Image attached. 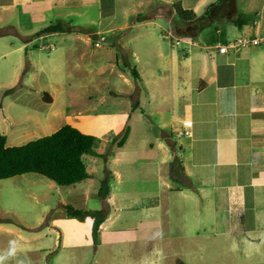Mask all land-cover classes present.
<instances>
[{
	"label": "crops",
	"instance_id": "obj_1",
	"mask_svg": "<svg viewBox=\"0 0 264 264\" xmlns=\"http://www.w3.org/2000/svg\"><path fill=\"white\" fill-rule=\"evenodd\" d=\"M120 1L0 0V26L13 25L22 33L0 37L6 40L0 41L1 51L8 43L12 46L2 56L18 54L12 58L13 65H8L16 77L27 64L22 55L25 49L62 33L39 36L31 42L24 38L57 21L93 30L87 25H101L108 18L113 25L110 30L116 34L148 29L142 43L153 47L150 59L158 64L148 76L140 73L144 102L143 90L138 87L139 105L131 111L124 150L135 149L130 143L138 109L144 113L148 106V123L150 113L158 114L161 133L155 139L145 136L136 147V151H147L145 159L137 155L125 162L124 173L112 170L110 196L103 199V209L109 214L100 225L93 262L191 264L199 260L206 264L204 254L213 244L209 231L220 238L234 237L233 244L238 250L240 244L243 261L248 262L264 243V45L226 54L216 45L264 33V0H231L212 25L191 35L182 32L183 28L177 31L175 7L201 16L219 0H124L127 5L122 8ZM158 7L169 9V16L134 22L139 14ZM120 15L124 22L117 25ZM236 15H243L247 24L236 26L232 21ZM73 19L79 23L74 24ZM211 27L215 29L209 33ZM172 28L175 34H171ZM158 30L168 33L161 37L171 41L172 49H165L157 40ZM173 38L181 43L176 45ZM124 40L125 55L131 61L132 52L138 59L145 48L131 49L134 40ZM86 192L87 203L90 194ZM39 218L40 222L45 219ZM76 222L91 226L92 233L84 239L96 243L94 219L78 218ZM79 234V229L61 230L52 238L51 231H27L1 221L0 264H51L52 260L69 264L68 258L83 263L82 252L78 254L83 242ZM53 242L59 251L54 257Z\"/></svg>",
	"mask_w": 264,
	"mask_h": 264
},
{
	"label": "rangeland",
	"instance_id": "obj_2",
	"mask_svg": "<svg viewBox=\"0 0 264 264\" xmlns=\"http://www.w3.org/2000/svg\"><path fill=\"white\" fill-rule=\"evenodd\" d=\"M120 2V8L127 5L124 0ZM120 16L116 20L117 25L124 22ZM73 23H79V20L73 19ZM109 23L110 19L105 18L101 25H87L93 29L88 34L62 33L36 41L37 46L32 45L22 53L27 64L17 77L8 65H13L12 58L15 59L18 54H13L12 58L1 55L12 47L10 43L0 50V134L8 137L9 146L27 144L70 124L97 137L96 151L111 152L108 162L101 157L86 155L84 160L92 174L91 180L72 186L58 185L36 173L0 179V218L9 220L7 223L19 225L27 231H51L52 238L61 230H80L78 239L83 242L78 254L82 252L83 263H72L68 258L69 264H94L98 243L85 241V235L92 233L91 226L76 224L78 218L71 217L65 206L72 205L82 210L103 209V198L98 190L105 168L124 173L125 162L137 155H144V159L148 156L146 150L136 151L144 137L155 139V135L161 133L158 114L150 113L151 123H148V106H145L144 113L138 109L139 113L133 116L134 132L130 145L135 149L124 150L123 146L118 145L119 139L131 125V111L135 112L133 106L140 98L138 89L141 88L144 93L142 102L145 97L144 87L123 65V56L127 53L124 39L130 37L134 40L133 45L129 44L131 49L145 48L138 59L130 53L131 62L139 73L148 76L158 63L150 59L153 47L142 43L147 28H132L116 34L110 30L113 25ZM214 29L211 27L209 33ZM177 31L180 32L179 29ZM163 32H156L160 36H156L157 40L165 49H172L171 41L161 37ZM170 32L175 34L174 28ZM93 34H98L99 38L96 39ZM164 34L168 35L166 32ZM86 191L90 194L87 203ZM40 216L45 217L41 222ZM209 233L213 234V244L204 254L206 264H264V243L260 244V253L253 252L248 262H244V252L240 244L237 245L239 250L236 249L234 237L220 238L212 231ZM67 248L70 249L69 246ZM57 249L53 242L52 257L59 252ZM51 264L60 263L52 260ZM191 264H199V260Z\"/></svg>",
	"mask_w": 264,
	"mask_h": 264
},
{
	"label": "trees",
	"instance_id": "obj_3",
	"mask_svg": "<svg viewBox=\"0 0 264 264\" xmlns=\"http://www.w3.org/2000/svg\"><path fill=\"white\" fill-rule=\"evenodd\" d=\"M230 1L219 0L218 3L208 7L205 14L201 16H198L193 10L176 6V14L174 16L176 28H183L185 30H182V32L190 35L191 33H198L199 30L212 25L220 17L219 14L226 5L231 4ZM166 9V7H158L148 14H139L134 22H145L167 17L169 16V11L166 12ZM232 21L238 27H243L247 24V20L243 15L234 16ZM189 27L192 28L189 29ZM193 29H195L194 32H192ZM90 32L92 30L89 28L72 26L60 20L24 39L27 42H31L34 38L52 33L88 34ZM6 35L22 36V33L13 25L0 26V37ZM122 62L124 67L131 72L135 80H139L140 73L137 67L133 66L128 56L124 55ZM46 96L49 97V95ZM138 105L139 102H136L133 109H137ZM129 134L130 128L128 127L118 141L119 147L124 145ZM168 143L171 147H174L171 140H168ZM97 145L98 139L95 135L84 133L70 124L64 125L50 135L43 136L21 146H9L8 137L0 134V179L4 180L24 174L36 173L61 186L76 185L91 177V173L88 171L87 164L84 160L86 155L101 157L106 162L109 161L111 152L99 153L96 151ZM112 180L113 171L106 167L98 191L101 198L107 199L110 196ZM65 208L71 217L79 219H87L90 217L94 219L93 236L95 242H97L100 225L108 217L109 211L107 209L82 210L76 209L72 205H66ZM1 221L8 222L9 220L0 218Z\"/></svg>",
	"mask_w": 264,
	"mask_h": 264
},
{
	"label": "built area",
	"instance_id": "obj_4",
	"mask_svg": "<svg viewBox=\"0 0 264 264\" xmlns=\"http://www.w3.org/2000/svg\"><path fill=\"white\" fill-rule=\"evenodd\" d=\"M174 43L179 45L181 43L180 39H175ZM264 45V33L256 35H243L238 36L235 39H232L226 43H218L216 45L218 51L222 54H226L229 51L240 52L244 49L256 46Z\"/></svg>",
	"mask_w": 264,
	"mask_h": 264
},
{
	"label": "water",
	"instance_id": "obj_5",
	"mask_svg": "<svg viewBox=\"0 0 264 264\" xmlns=\"http://www.w3.org/2000/svg\"><path fill=\"white\" fill-rule=\"evenodd\" d=\"M93 36H94L96 39L99 38V35H98V34H94Z\"/></svg>",
	"mask_w": 264,
	"mask_h": 264
}]
</instances>
